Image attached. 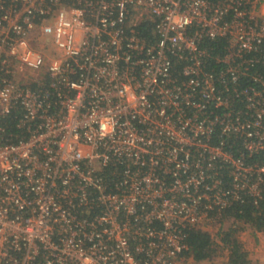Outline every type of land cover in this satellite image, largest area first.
<instances>
[{"label":"built area","instance_id":"obj_1","mask_svg":"<svg viewBox=\"0 0 264 264\" xmlns=\"http://www.w3.org/2000/svg\"><path fill=\"white\" fill-rule=\"evenodd\" d=\"M263 190L264 0H0V264H180Z\"/></svg>","mask_w":264,"mask_h":264},{"label":"trees","instance_id":"obj_2","mask_svg":"<svg viewBox=\"0 0 264 264\" xmlns=\"http://www.w3.org/2000/svg\"><path fill=\"white\" fill-rule=\"evenodd\" d=\"M148 34V30H145ZM214 47L215 53L222 51L220 42H209ZM10 129H15L13 123L8 124ZM226 220L240 221L252 227L256 232H264V190L262 197L257 201L252 197H246L243 203H235L224 212ZM239 227L233 223L229 228L220 229L219 238L221 243L229 249V264H250L249 254L243 249L242 243L237 236ZM189 249L184 252L186 258L196 261H204L212 258L218 247V242L208 232L193 230L188 237Z\"/></svg>","mask_w":264,"mask_h":264},{"label":"rangeland","instance_id":"obj_3","mask_svg":"<svg viewBox=\"0 0 264 264\" xmlns=\"http://www.w3.org/2000/svg\"><path fill=\"white\" fill-rule=\"evenodd\" d=\"M233 223L239 227L237 236L243 249L249 254L250 264H264V232H256L252 227L240 221H226L223 226L229 228ZM218 227V225L213 226L211 230L216 232ZM217 240V252L212 258L204 261L185 258L180 264H229V249L221 243L220 238Z\"/></svg>","mask_w":264,"mask_h":264}]
</instances>
